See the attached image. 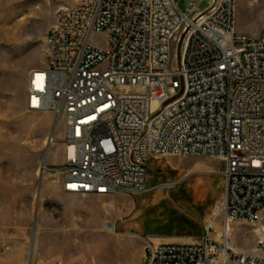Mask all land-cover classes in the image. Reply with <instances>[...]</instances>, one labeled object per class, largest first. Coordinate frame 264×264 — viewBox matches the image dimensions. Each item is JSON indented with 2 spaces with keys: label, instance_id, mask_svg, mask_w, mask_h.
I'll return each mask as SVG.
<instances>
[{
  "label": "built area",
  "instance_id": "2783aa9c",
  "mask_svg": "<svg viewBox=\"0 0 264 264\" xmlns=\"http://www.w3.org/2000/svg\"><path fill=\"white\" fill-rule=\"evenodd\" d=\"M26 107L62 124L42 174L67 194H141L149 159L223 165V226L246 222L254 248L207 225L199 243H149L142 264H264V27L238 35L236 0H80L48 29Z\"/></svg>",
  "mask_w": 264,
  "mask_h": 264
},
{
  "label": "rangeland",
  "instance_id": "374dc122",
  "mask_svg": "<svg viewBox=\"0 0 264 264\" xmlns=\"http://www.w3.org/2000/svg\"><path fill=\"white\" fill-rule=\"evenodd\" d=\"M79 1L0 0V264H142L153 239L199 243L210 223L216 240L225 189L216 160L149 159L146 191L133 195H72L59 190L54 176L40 177L44 163H61L63 128L52 113L27 110L28 77L44 64L58 12ZM236 25L238 35L258 36L264 0H236ZM230 226L233 248L252 250V228L240 220Z\"/></svg>",
  "mask_w": 264,
  "mask_h": 264
},
{
  "label": "bare ground",
  "instance_id": "6f19581e",
  "mask_svg": "<svg viewBox=\"0 0 264 264\" xmlns=\"http://www.w3.org/2000/svg\"><path fill=\"white\" fill-rule=\"evenodd\" d=\"M37 78V80H42V76H37L36 77ZM51 138H54V140H53V142L52 143H50V140H51ZM55 143V134H52V132H51V136H49L48 138H47V144H46V146H47V149H48V147H50L52 144H54ZM46 164L44 163L42 166H41V170H40V177L42 176V167H44ZM222 174V173H221ZM42 178V177H41ZM219 207H220V205H219ZM220 210H221V207H220ZM221 212V211H220ZM234 222H236V221H233V222H228V224H227V226H223V224H222V229H221V231L220 232H217L216 234H217V236H216V241H221V242H224L225 244V246H226V249H231V250H233V251H237V250H235L234 248H233V246H232V244H231V239H230V231H231V224H233ZM209 227H211V228H213V225L210 223L209 225H208ZM107 230H108V233L110 232V233H113V231H114V225L113 224H108L107 225ZM106 230V231H107ZM222 232H224V234H225V237L228 239V242H225V241H223L222 239H221V237H222ZM252 233H253V231H252ZM215 234V235H216ZM253 235H254V239H255V241H256V238H255V234L253 233ZM238 252V251H237ZM28 264H31V261L28 263Z\"/></svg>",
  "mask_w": 264,
  "mask_h": 264
},
{
  "label": "crops",
  "instance_id": "0c3cea01",
  "mask_svg": "<svg viewBox=\"0 0 264 264\" xmlns=\"http://www.w3.org/2000/svg\"><path fill=\"white\" fill-rule=\"evenodd\" d=\"M152 241L154 244H159V243L191 244V243H195V242H191V241H189L183 237L155 238ZM188 242H191V243H188Z\"/></svg>",
  "mask_w": 264,
  "mask_h": 264
}]
</instances>
